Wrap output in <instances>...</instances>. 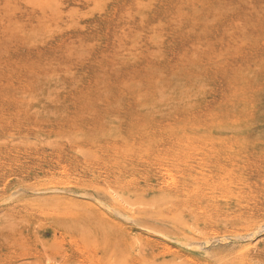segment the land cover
Returning <instances> with one entry per match:
<instances>
[{
  "label": "rangeland",
  "instance_id": "1",
  "mask_svg": "<svg viewBox=\"0 0 264 264\" xmlns=\"http://www.w3.org/2000/svg\"><path fill=\"white\" fill-rule=\"evenodd\" d=\"M104 261L264 264V0H0V264Z\"/></svg>",
  "mask_w": 264,
  "mask_h": 264
},
{
  "label": "bare ground",
  "instance_id": "2",
  "mask_svg": "<svg viewBox=\"0 0 264 264\" xmlns=\"http://www.w3.org/2000/svg\"><path fill=\"white\" fill-rule=\"evenodd\" d=\"M169 176V175H168ZM42 188V187H41ZM44 189V188H43ZM47 189V188H46ZM39 190H41V189H39ZM75 193V192H74ZM65 196V195H64ZM103 196V195H102ZM48 197V196H47ZM67 197V196H66ZM65 197V198H66ZM43 198V197H42ZM44 198H45V196H44ZM114 198V197H113ZM33 199H35L34 197H33ZM40 199V198H39ZM60 200V199H59ZM105 200V199H104ZM107 200V199H106ZM33 201V200H32ZM54 201V199H52V201L51 202H53ZM61 201H63V200H61ZM77 201V200H76ZM55 203H56V201H54ZM54 202H53V204H54ZM59 202V201H58ZM71 202V201H70ZM41 203V202H40ZM77 203V202H76ZM38 204V203H37ZM51 204V203H50ZM57 204V203H56ZM78 204V203H77ZM43 205V204H42ZM45 205V204H44ZM67 205V204H66ZM39 206H41V204H39ZM46 206V205H45ZM44 206V207H45ZM49 206V205H48ZM52 206V205H51ZM59 206V205H58ZM31 207V206H30ZM67 207V206H66ZM82 209V208H81ZM85 210V209H84ZM105 210V209H104ZM113 210V209H112ZM98 211V210H97ZM134 214V213H133ZM86 216V215H85ZM114 216V215H113ZM107 217V216H106ZM82 218V217H81ZM118 219V218H117ZM131 219V218H130ZM134 219V218H133ZM108 220V219H107ZM124 220V219H123ZM137 220V219H136ZM126 221V220H125ZM169 223H170V221H169ZM134 224V223H133ZM90 225V224H89ZM139 225V224H138ZM165 225V224H164ZM166 225H168V224H166ZM152 226V225H151ZM175 226V225H174ZM159 227V226H158ZM179 227V226H178ZM126 228V227H125ZM144 228V227H143ZM148 228V227H147ZM157 228V227H156ZM80 229V228H79ZM160 229V228H159ZM175 229V228H174ZM177 229V228H176ZM184 229V228H183ZM157 230V229H156ZM180 230V229H179ZM153 231H154V229H153ZM249 231V230H248ZM82 232V231H81ZM121 232V231H120ZM119 232V233H120ZM162 232V231H161ZM124 233V232H123ZM135 234V233H134ZM78 235V234H77ZM150 235V234H149ZM176 235V234H175ZM184 236V235H183ZM67 237V236H66ZM157 239V238H156ZM169 240V239H168ZM184 240H185V238H184ZM196 241V240H195ZM198 243V242H197ZM191 244V243H190ZM201 245V244H200ZM199 245V246H200ZM197 246V245H196ZM198 247V246H197ZM126 248V247H125ZM220 249V248H219ZM222 250V249H221ZM221 250L219 251V252H221ZM224 250H226V249H224ZM215 251H217V250H215ZM234 252V251H233ZM236 252V251H235ZM217 253V252H216ZM228 253H231V252H228ZM232 254V253H231ZM220 255H222L221 253H220ZM237 256V255H236ZM235 256V257H236ZM221 259V258H220ZM226 263H228V262H226ZM104 264H105V261H104ZM221 264V263H220Z\"/></svg>",
  "mask_w": 264,
  "mask_h": 264
}]
</instances>
